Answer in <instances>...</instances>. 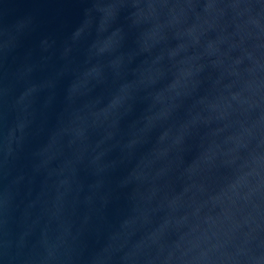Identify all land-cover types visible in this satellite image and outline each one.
<instances>
[{"label":"water","instance_id":"obj_1","mask_svg":"<svg viewBox=\"0 0 264 264\" xmlns=\"http://www.w3.org/2000/svg\"><path fill=\"white\" fill-rule=\"evenodd\" d=\"M90 8L0 0V264H264V0Z\"/></svg>","mask_w":264,"mask_h":264},{"label":"clouds","instance_id":"obj_2","mask_svg":"<svg viewBox=\"0 0 264 264\" xmlns=\"http://www.w3.org/2000/svg\"><path fill=\"white\" fill-rule=\"evenodd\" d=\"M98 0H92V8L88 9L86 11V16L91 14V12L94 10L95 5L97 4ZM124 3H128V4H132L133 7L136 5V3L138 2V0H123ZM91 10V11H90ZM133 15V13H129V16ZM115 19H119V12L117 13ZM29 26L20 32H11L9 33V39H8V43H10L11 45V49L10 52H16L18 49H20L23 45V41L24 39L29 36L31 33H33L37 27H38V19L36 16L31 15L29 17ZM116 31H120L123 32V25L119 26L118 28L115 29ZM80 32V27H77L71 34L70 36H75L77 35V33ZM49 39L48 36H44L41 40V42H47V40ZM95 43V39H91L88 41L87 47L90 49L92 44ZM31 49L25 51V55H30L31 54ZM9 53H5L0 51V67L3 66L4 62L7 60ZM88 58V53L87 51H85V60L87 61ZM108 84V78L106 76H101L100 79H98L96 82L92 83L90 85V87L88 88L87 91V97L88 99L85 101L86 103L88 102H95L98 104H101L104 102V95L103 92L98 93L97 89L102 88L104 90V88L107 86ZM110 102V101H109ZM134 107V103L132 105L129 106V112H131L133 110Z\"/></svg>","mask_w":264,"mask_h":264}]
</instances>
